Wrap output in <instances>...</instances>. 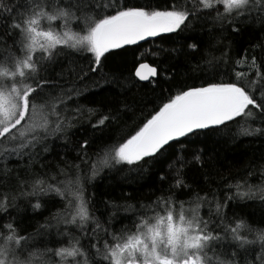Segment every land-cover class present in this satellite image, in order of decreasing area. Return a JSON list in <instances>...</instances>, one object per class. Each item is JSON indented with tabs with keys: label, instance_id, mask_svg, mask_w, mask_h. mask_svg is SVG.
<instances>
[{
	"label": "snow or ice",
	"instance_id": "snow-or-ice-1",
	"mask_svg": "<svg viewBox=\"0 0 264 264\" xmlns=\"http://www.w3.org/2000/svg\"><path fill=\"white\" fill-rule=\"evenodd\" d=\"M81 24L80 32L72 30ZM246 34L256 39L250 73L232 66L235 38ZM157 38L161 50L151 54L172 55L153 65L140 49L142 42ZM164 42L174 47L163 48ZM0 46L6 53L0 57V160L15 157L24 172L13 176L5 168L0 184H23L24 194L35 198L29 200L34 213L59 207L55 224L40 225L34 236H20L14 218L0 223V264H264V229L250 226H264V187L257 195L253 188L225 181L223 192L218 184L211 196L197 193L187 208L183 201L177 206V190H194L184 160L189 150L201 165L195 171L203 183L195 188L204 191L229 160L220 159L218 137L225 129L248 118L250 126L239 134L264 138V0H55L51 5L49 0H0ZM210 50L220 56L206 59L203 53ZM129 51L133 64L125 76L115 61ZM195 53H201L198 59H192ZM165 84L170 87L164 89ZM133 89L144 90L139 102L129 99ZM149 93L154 99H147ZM81 98L91 105L93 118L83 139L73 143L67 130L83 115L81 107H72ZM98 143L103 148L91 175L75 164L78 174L59 178L71 174L69 151L92 163L89 151ZM48 153L60 157L51 176ZM169 161L177 163L176 175L161 171L164 164L171 169ZM101 169L169 182L168 195L150 206L136 211L127 205L125 211L138 217L132 229L116 231L109 217L113 230L109 240L104 228L103 247L97 233L101 220L92 215L85 195ZM0 212L11 215L6 194ZM90 223L95 227L88 237Z\"/></svg>",
	"mask_w": 264,
	"mask_h": 264
},
{
	"label": "trees",
	"instance_id": "trees-1",
	"mask_svg": "<svg viewBox=\"0 0 264 264\" xmlns=\"http://www.w3.org/2000/svg\"><path fill=\"white\" fill-rule=\"evenodd\" d=\"M6 3H14L15 0H5ZM55 0H49V4H53ZM129 4H144L145 0H127ZM153 2L162 3L163 0H153ZM183 3V0H181ZM189 4L191 0H188ZM209 26H211V21H208ZM72 30L74 32H80L83 28V25L75 26L71 25ZM258 35V34H257ZM237 43H235L232 47V66L234 69L241 70L244 72L253 71L250 68L251 64V56L253 54L252 44L256 42L255 37H250L249 35H245L244 37H236ZM143 47L140 49V52L144 53V60L150 64H158L162 59H166L169 53H162L161 57H154L151 53L157 52L161 50V41L157 38L156 43L142 42ZM225 45L228 44L226 40ZM163 48L171 49L174 45L170 42H164L162 44ZM65 52L69 53L72 57L82 58L81 54L73 49H64ZM5 50L2 46H0V57L5 55ZM139 55V53H137ZM201 53L193 54L192 59H198ZM206 59L211 60L214 56L219 57L220 52L216 50H210L208 52L203 53ZM257 55L259 52L257 50ZM185 57H181V62H183ZM61 60L65 63L67 60L64 57H61ZM116 65H118L121 70L124 71L125 76L128 75L129 71L132 70L133 64V53L129 51L126 53L123 59H117L115 61ZM177 79H180L179 77ZM191 83V80L187 81ZM103 83V82H101ZM199 83V81H197ZM164 89L170 87V85H163ZM161 89H157V95H159ZM144 95V90L141 89L137 92L133 89V92L130 94L129 99L135 98L137 102L140 101V97ZM164 95H167V91L164 92ZM147 99L151 100L154 97L149 93ZM81 107L83 109V115L78 119L73 120V124L75 125L73 128L67 130V134L71 136L73 143L80 141L83 139L85 132L83 129L89 128L88 120L93 118L89 113V108L91 105L84 101L82 98L80 103L73 104L72 107ZM146 109L145 111H148ZM74 115V113H73ZM138 115V113H137ZM131 116V114H130ZM131 123V120L129 121ZM250 126V121L248 118L241 119L239 124H233L230 128L225 129L218 139L223 141L220 152V159L223 160L224 156L227 155L229 160L225 163L223 168L217 170V172L213 176V181L211 185L206 186L204 191H200L195 188L196 183H203L202 178L197 179L201 176L200 173L196 172L195 169L201 167V165L195 161L194 154L191 150L185 155L184 160L188 162L191 167V170L187 172V179L189 183L193 184L194 190L193 193L189 194L187 189L183 192H179L177 190V206L181 201L185 202V207H188L189 203L193 202L196 194L203 196L207 192L209 196L212 195L216 191V186L221 185V192L224 191L223 185L225 181L236 185L240 184L242 186L253 188L257 190V195H259L258 189L264 187V164L261 163V157H264V138L260 137H245L241 136L239 133L242 128H247ZM254 127L255 125H251ZM74 133V135H72ZM51 143V138L49 140ZM63 141L57 140L56 144L60 145ZM103 148V144H94L92 150L89 151V157L91 158L92 163H89L84 158L76 159V153L74 151H69L67 153L68 158L74 162L71 174L66 173L65 175H61L60 179H65L66 176L68 179H71L74 175L78 174V169L74 166L75 164H79L81 168L87 175H91L90 169L96 162L97 159V151ZM57 153L63 154V148L57 147L55 150ZM177 153L184 152L183 149L177 148ZM47 159L52 162V168L48 170V175L51 176L58 172L55 169L56 161L60 159L59 156H55L53 158V153H48ZM26 159V158H25ZM183 162V161H181ZM172 164L171 169L168 168L167 164L161 166V171L163 173L171 175L177 174L178 165L175 161H169ZM19 161L13 157L7 161L0 160V171L5 170V168L12 169V175L15 176L17 172L20 173L21 176L24 175L23 170L18 168ZM36 168L39 169V164L36 165ZM94 187L90 183L86 188V199L89 202L90 211L92 215L96 216L101 220V227L97 230L98 236L100 238V245L103 247L104 244V228L107 226L109 231L108 239H111L112 232V224L107 223L109 217L113 218V223H115V230L121 231L122 229H132L133 221L137 220L138 217L136 215V211H140V205H151L157 197L162 194L168 195L169 182L164 181L161 185L158 177H148L145 175L143 178L137 176L135 173L124 172H116L111 171L108 172L106 169H101L99 175L95 179ZM30 191V188H28ZM235 188H233V192ZM25 193V186L23 184L14 183L11 185H2L0 184V201L4 200L5 194L7 195V203H8V211L11 214L10 216H6L4 213L0 212V223H3L5 220L15 219L18 228L17 231L20 236L28 237L34 236L36 231L40 228V225L45 223L55 224V220L52 219L54 215L59 213V207L53 209H45L41 212H33L31 205L29 204V200L31 199L33 203H35V198L28 197ZM258 202V201H257ZM251 203V201H248ZM127 205H132L136 211H125ZM204 213H207V206L203 209ZM246 212L251 213L253 211L252 208L245 209ZM254 221L259 220V213H256V216L253 218ZM123 221V222H121ZM247 222V221H246ZM251 227L256 228L257 230L264 229V226H261L257 223H251ZM88 227V237L92 236V228L95 227V224L90 223ZM63 228V225H61ZM53 239H55V228L52 229ZM73 234L76 235L75 229L73 230ZM245 235H248L249 239H254V234H249L245 232ZM95 239H93V243H95ZM84 247L87 249L88 238H84L82 240ZM258 250V248H257ZM94 251V250H93Z\"/></svg>",
	"mask_w": 264,
	"mask_h": 264
},
{
	"label": "rangeland",
	"instance_id": "rangeland-1",
	"mask_svg": "<svg viewBox=\"0 0 264 264\" xmlns=\"http://www.w3.org/2000/svg\"><path fill=\"white\" fill-rule=\"evenodd\" d=\"M187 208V207H186Z\"/></svg>",
	"mask_w": 264,
	"mask_h": 264
}]
</instances>
